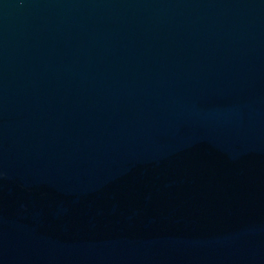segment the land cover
Wrapping results in <instances>:
<instances>
[{
  "label": "water",
  "instance_id": "95a60500",
  "mask_svg": "<svg viewBox=\"0 0 264 264\" xmlns=\"http://www.w3.org/2000/svg\"><path fill=\"white\" fill-rule=\"evenodd\" d=\"M0 264H264V0H0Z\"/></svg>",
  "mask_w": 264,
  "mask_h": 264
}]
</instances>
